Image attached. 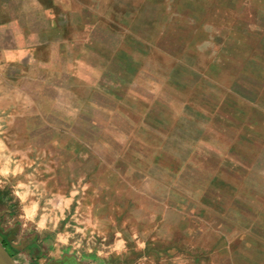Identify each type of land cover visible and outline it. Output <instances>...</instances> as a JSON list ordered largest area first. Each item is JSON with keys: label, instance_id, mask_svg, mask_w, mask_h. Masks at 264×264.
<instances>
[{"label": "rangeland", "instance_id": "374dc122", "mask_svg": "<svg viewBox=\"0 0 264 264\" xmlns=\"http://www.w3.org/2000/svg\"><path fill=\"white\" fill-rule=\"evenodd\" d=\"M165 1H173L162 12L173 22L157 25V40L174 44L173 51L156 49L146 71L124 87L119 110L97 100L94 120H50L61 132L42 130L36 120L17 118L25 111L9 110L10 91L0 84V233L15 258L26 240L54 241L52 227L63 223L97 264H117L116 253H129L137 229L188 264H255L244 245L255 240L261 251L264 244V100L240 104L243 72L222 61L209 70L216 54L204 68L177 56L192 31L232 33L238 24L231 20L244 22L238 29L255 26L258 13L264 30V0ZM187 6L204 7L200 16L210 19L187 29L179 14ZM255 67L246 72L254 78ZM109 85L113 96L123 91ZM256 87L264 97V85ZM59 100L66 107L72 97ZM58 158L67 164L58 167ZM117 239L125 252L114 248Z\"/></svg>", "mask_w": 264, "mask_h": 264}, {"label": "crops", "instance_id": "0c3cea01", "mask_svg": "<svg viewBox=\"0 0 264 264\" xmlns=\"http://www.w3.org/2000/svg\"><path fill=\"white\" fill-rule=\"evenodd\" d=\"M172 5L173 1L165 0H0V84L10 91L7 94L10 95L9 103L14 106L9 110L15 112L19 108L26 115L17 118L36 120L42 130L50 126L48 129L53 132L61 130L58 123L48 122L50 120L69 121L70 124L83 117L94 120L97 100L105 106L112 105L115 111L119 110L117 99L123 95L124 87L136 71L146 69L147 59L157 56L156 49L165 46L167 54L173 51L174 44L167 46L160 42L162 39L157 40V25L168 26L173 22L167 17L170 13H162ZM186 8L179 14L186 17L183 23L187 29H199L197 25L210 19L200 16L204 12L202 6L200 9L196 7V12L190 6ZM261 14H256L254 21L250 22L255 26L245 23L248 26L243 29L238 28L244 22L231 20L238 24L232 33L192 31L180 43L181 53L177 57L191 66L198 67L201 63L204 68L208 54H216L217 57L206 64L209 70L215 69L216 63L222 61L243 72L236 80L244 84L239 103L247 105L252 98L259 97L258 102L263 104V91L256 90V86L261 88L264 85V30L256 26L261 23ZM214 18L204 23L213 24L217 21ZM167 30L169 27L160 33L164 35ZM175 44L180 46L178 42ZM252 65L259 73L255 78L253 74L246 73L247 69L251 72ZM109 84L118 90L123 88L122 94L113 96L114 93L109 92ZM64 96H71L72 100L66 107H59V98ZM259 114L261 121L264 110ZM248 129L251 130L249 126ZM55 163L58 167L67 164L59 158ZM59 183L65 184L63 181ZM62 189L56 193L61 195ZM56 197L55 194L53 198ZM55 225L52 227L55 228L52 230L54 241L47 244L45 240L36 238L26 240L17 250L18 258L13 256L15 262L97 264L92 261V258H97L95 253L86 254L72 243L65 224ZM42 232L43 237L48 236ZM142 235L140 229L132 233V249L127 255L116 253L117 264L189 263L187 257H173L166 250L159 249V242L144 240ZM254 241H249L244 248L252 255L248 256L249 259L259 264L258 260H264V244L260 251L254 249L257 247ZM114 248L125 252L127 246L123 239H117ZM233 250L240 254L242 249L235 246ZM196 264L203 263L197 261Z\"/></svg>", "mask_w": 264, "mask_h": 264}, {"label": "water", "instance_id": "95a60500", "mask_svg": "<svg viewBox=\"0 0 264 264\" xmlns=\"http://www.w3.org/2000/svg\"><path fill=\"white\" fill-rule=\"evenodd\" d=\"M0 264H17L0 242Z\"/></svg>", "mask_w": 264, "mask_h": 264}, {"label": "flooded vegetation", "instance_id": "af4514ba", "mask_svg": "<svg viewBox=\"0 0 264 264\" xmlns=\"http://www.w3.org/2000/svg\"><path fill=\"white\" fill-rule=\"evenodd\" d=\"M9 239H8V237L7 236H4L2 233H0V242H1V244L4 246V248L6 249V251L12 256V258H13V255H12V253H11V249L13 250L15 247L13 246V245H11L10 243H9ZM9 248H11V249H9Z\"/></svg>", "mask_w": 264, "mask_h": 264}, {"label": "trees", "instance_id": "16d2710c", "mask_svg": "<svg viewBox=\"0 0 264 264\" xmlns=\"http://www.w3.org/2000/svg\"><path fill=\"white\" fill-rule=\"evenodd\" d=\"M4 247V246H3Z\"/></svg>", "mask_w": 264, "mask_h": 264}]
</instances>
